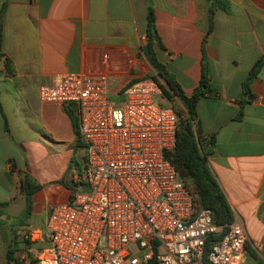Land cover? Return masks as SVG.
Here are the masks:
<instances>
[{
    "label": "crops",
    "instance_id": "obj_1",
    "mask_svg": "<svg viewBox=\"0 0 264 264\" xmlns=\"http://www.w3.org/2000/svg\"><path fill=\"white\" fill-rule=\"evenodd\" d=\"M149 9L156 61L188 98L207 82L194 108L207 166L233 223L264 242V62L249 78L264 56V0H0V264L47 246L48 212L85 161L73 109L41 102L39 87L103 77L122 99L151 79Z\"/></svg>",
    "mask_w": 264,
    "mask_h": 264
},
{
    "label": "built area",
    "instance_id": "obj_2",
    "mask_svg": "<svg viewBox=\"0 0 264 264\" xmlns=\"http://www.w3.org/2000/svg\"><path fill=\"white\" fill-rule=\"evenodd\" d=\"M160 95L155 81L143 79L114 104L105 78L81 74L39 87L41 102L73 109L86 156L82 176L80 168L71 173L69 202L48 212L47 246L12 264L244 263L243 226L232 223L221 235L165 159L177 117L156 102Z\"/></svg>",
    "mask_w": 264,
    "mask_h": 264
},
{
    "label": "trees",
    "instance_id": "obj_3",
    "mask_svg": "<svg viewBox=\"0 0 264 264\" xmlns=\"http://www.w3.org/2000/svg\"><path fill=\"white\" fill-rule=\"evenodd\" d=\"M147 27L145 37L147 43L143 47V54L148 60L156 75L151 77L161 89L159 99L163 107L171 108L177 117V125L175 131V146L165 153V159L168 160L179 178L192 191L195 196L196 205L201 209H208L213 214V223L217 227L222 228L221 235L227 231L230 224L233 223L232 212L225 200V197L219 190L215 180L213 179L206 163L208 153L203 147V142L197 134L194 127V108L196 101L204 96L207 89V82L204 76L200 82L199 88L191 97H186L181 88L174 79L164 70L155 59L153 54V43L156 40L154 34V15L151 9L147 13ZM1 45V31H0ZM1 56V51H0ZM264 62V56L252 68L249 78L254 77ZM7 67V64H5ZM38 186H33V190H37ZM28 200V193H26ZM216 237L211 236L206 244L205 251L210 247V242ZM246 252L250 251L248 244H245ZM262 257L264 259V242L262 245ZM9 262L12 260L8 258ZM149 264H152L149 263Z\"/></svg>",
    "mask_w": 264,
    "mask_h": 264
},
{
    "label": "rangeland",
    "instance_id": "obj_4",
    "mask_svg": "<svg viewBox=\"0 0 264 264\" xmlns=\"http://www.w3.org/2000/svg\"><path fill=\"white\" fill-rule=\"evenodd\" d=\"M109 97H110L109 98L110 102L114 103V104H118L122 100V99L115 97V96H112V95H110ZM155 100L158 104H160L161 100L159 98H156ZM79 164H80V172H81V176H82L83 164L81 162ZM68 202H69V200L65 201L61 204H66ZM247 244L250 248V251H252V254H250L249 251H247L246 258H245V261L243 264H264V259L262 257V250H261L263 242L252 241L251 239H249Z\"/></svg>",
    "mask_w": 264,
    "mask_h": 264
},
{
    "label": "water",
    "instance_id": "obj_5",
    "mask_svg": "<svg viewBox=\"0 0 264 264\" xmlns=\"http://www.w3.org/2000/svg\"><path fill=\"white\" fill-rule=\"evenodd\" d=\"M263 221H264V219H263Z\"/></svg>",
    "mask_w": 264,
    "mask_h": 264
}]
</instances>
